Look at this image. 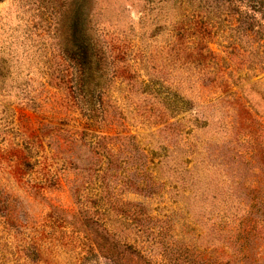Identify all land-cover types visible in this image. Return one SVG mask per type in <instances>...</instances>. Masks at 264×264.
I'll return each mask as SVG.
<instances>
[{
	"label": "rangeland",
	"instance_id": "374dc122",
	"mask_svg": "<svg viewBox=\"0 0 264 264\" xmlns=\"http://www.w3.org/2000/svg\"><path fill=\"white\" fill-rule=\"evenodd\" d=\"M174 4L94 1L107 73L89 121L73 94L64 0H0V148L27 147L34 163L20 181L1 161L13 202L0 264H264V128L248 124L243 145L226 107L207 104L197 64L173 52V23L189 17ZM232 38L264 56V43ZM110 136H134L144 153Z\"/></svg>",
	"mask_w": 264,
	"mask_h": 264
},
{
	"label": "trees",
	"instance_id": "16d2710c",
	"mask_svg": "<svg viewBox=\"0 0 264 264\" xmlns=\"http://www.w3.org/2000/svg\"><path fill=\"white\" fill-rule=\"evenodd\" d=\"M94 1L64 0L65 5L62 7L68 8L63 26L68 31L65 52L73 61V94L79 93V98L88 100L89 114L86 112V116L88 114L89 121L98 113V103L101 101L99 83L106 78L107 73L104 68L106 57L94 34ZM171 1H176L175 7L186 3L189 10L188 20L184 16V20L179 17L173 23V52L184 56L191 66L197 64L196 85L206 96H212L207 104L216 106L220 103L226 107L225 116L229 117L223 120V124L228 129H235L239 142L246 144L249 140L248 124L256 123L264 128V79L259 77L264 74V56L254 57L252 50L236 45L232 35L236 33L247 40L246 45L250 49L257 50L256 47L264 43V0ZM220 42H226V45H219L222 49L214 50L213 46ZM129 47L128 51L134 49ZM122 55L125 60L127 53L124 51ZM127 65L129 69L126 73H132L128 80L134 79L135 72L130 64ZM254 71H258V74L249 76ZM82 100L78 104L80 109ZM4 132L0 133L5 135ZM37 134L38 131L31 129L24 132L26 138L30 135L35 139L29 143L32 149L38 148ZM106 139L127 140L132 148L141 151L134 136H110ZM9 149L0 148V164L4 160L14 164V168H10L20 180L24 176L23 172L33 169V158L28 154L27 147L14 145ZM118 152L111 143L109 153ZM141 152L144 153L143 150ZM12 197L0 187V216L6 225L12 219Z\"/></svg>",
	"mask_w": 264,
	"mask_h": 264
}]
</instances>
